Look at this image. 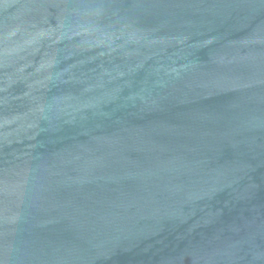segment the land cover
<instances>
[{"label":"water","instance_id":"obj_1","mask_svg":"<svg viewBox=\"0 0 264 264\" xmlns=\"http://www.w3.org/2000/svg\"><path fill=\"white\" fill-rule=\"evenodd\" d=\"M0 264H264V0H0Z\"/></svg>","mask_w":264,"mask_h":264}]
</instances>
